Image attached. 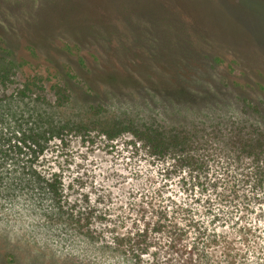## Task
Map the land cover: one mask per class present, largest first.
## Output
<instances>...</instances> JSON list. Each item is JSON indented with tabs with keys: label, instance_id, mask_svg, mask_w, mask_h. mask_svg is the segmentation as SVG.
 Instances as JSON below:
<instances>
[{
	"label": "rangeland",
	"instance_id": "1",
	"mask_svg": "<svg viewBox=\"0 0 264 264\" xmlns=\"http://www.w3.org/2000/svg\"><path fill=\"white\" fill-rule=\"evenodd\" d=\"M94 26L98 32L87 37ZM63 31L86 37L77 44ZM39 32L52 47L31 53L24 44ZM0 34L16 41L17 56L28 63L14 85L6 92L0 88V98L21 88L28 75L48 80L46 89L35 90L29 99L0 102V264H151L147 256L131 258L115 241L143 228L138 199L152 198L159 205L155 190L160 189L171 195L168 204L162 202L174 211L183 205L199 208L176 183L169 190L161 187L168 183L158 173L160 166L126 147L128 136L111 143L95 131L75 133L72 124L115 117L264 130V88L246 91L257 113L242 112L239 95L246 94L238 88L249 80L264 87V0H0ZM127 59L137 60L132 72L147 75L153 69L170 89L158 93L146 83L138 92L117 93L98 85L92 93L85 89L83 77L90 69L97 81L132 84L131 71L124 68ZM61 76L69 95L58 105L50 86ZM95 102L103 103L106 113L92 118L86 111ZM50 128L57 131L45 134L51 139L42 154L28 137ZM54 173L71 204L85 205L88 196L99 209L91 237L59 229L53 217L40 211L36 177ZM239 210L235 218L241 219L232 221L237 225L197 216L219 240L206 249L196 246L197 264H228L227 239L233 241L230 255L236 256L229 264H264V219ZM238 223L247 231L237 232ZM156 236L165 241V235ZM189 238L198 239L194 232Z\"/></svg>",
	"mask_w": 264,
	"mask_h": 264
},
{
	"label": "trees",
	"instance_id": "2",
	"mask_svg": "<svg viewBox=\"0 0 264 264\" xmlns=\"http://www.w3.org/2000/svg\"><path fill=\"white\" fill-rule=\"evenodd\" d=\"M89 21H91L90 18ZM97 32V27H91L86 36L90 37ZM66 35L77 44L84 41L86 37L79 34L74 36L68 32ZM3 36L0 34V88L6 92L10 86L14 85L13 79L18 71L28 63L17 56L16 51L19 46H16V41ZM44 39L46 38L43 33L39 32L34 39L28 38L24 44L25 48L33 53L42 47L45 49L52 47V42L43 41ZM136 62L137 60L132 63V60L127 59L124 63V68L131 71L129 77L133 80L132 84L121 86L104 80L97 81L96 71L90 69L86 77H83L85 89L92 93L95 90L94 87L97 88L98 85L100 88L103 86L117 93H123L127 88L138 92L145 83L151 87V91L158 93L164 94L170 89L168 82H165L161 74H157L153 69L147 75L132 72L131 67L136 65ZM241 71L246 77L247 72ZM46 81H48L47 78L28 75L21 88L14 87L9 96L4 94L3 98H0V102L8 98L29 99L35 90L46 89ZM256 86L264 88L260 82L258 84L251 80L245 81L238 87L247 95L243 97L239 95L243 113L258 112L246 92L248 89L255 90ZM68 88V82L63 76L59 78L57 84L50 86V91L59 102L58 105L67 99ZM86 112L92 118H96L103 116L106 109L103 103L95 102L87 108ZM66 126L63 125L61 129ZM56 129H45L40 132L41 136L31 131L32 136L28 137L31 145L39 148L40 153L43 154V149L47 147L51 139L45 138V134H52L57 131ZM70 129L84 135L95 131L111 143L122 136H128V142L124 143L126 147H130L136 156L140 153L160 166L158 173L166 180V184L168 183L167 185L164 183L161 187L165 186L166 190H169L171 184L176 183L183 194L187 196L192 194L191 198H194L199 205L198 209L183 205L174 211L162 202L167 201L166 204H168L171 195L164 194L160 189L155 190V195L160 198L159 205L155 204L152 198H139L136 212L141 215L142 221L146 220L142 222L143 228L140 229L138 226L135 233L129 232L125 238L115 240L133 259L141 261L143 256H147L150 257L151 264H197L201 257L195 252L198 250L196 246L201 245L206 249L219 242L218 237L211 234L202 221L203 218L197 217L198 215L213 217L214 220L220 221L221 226H224L226 221H235L236 209H241L240 212L257 213L259 219H264V130L258 127L224 122L188 123L176 126L157 119L134 122L131 118L110 117L101 123L72 124ZM34 139L43 141V144L35 143ZM34 153H36L35 150ZM34 176L37 175L34 174ZM36 178L38 182L33 189L34 195L40 200V211L44 215L53 217L59 229L77 231L91 237V229L94 219L97 220L99 209L91 203L90 198L85 197V205L71 204L64 194L63 182L58 174L54 173L47 179L40 176ZM178 215L181 217H177ZM240 219L241 217L236 220ZM232 223L237 225L236 222ZM243 231H247V228L240 225L237 232ZM192 232L198 238L196 241L189 238ZM159 234L165 235V241L157 238L156 235ZM232 244L233 241L228 239L227 242H223L224 250L227 249V254L224 255L227 257L228 264L233 263L232 259L236 258L235 255H230L233 250ZM152 247L160 250L151 252ZM187 247L189 251L183 256L182 249ZM163 250L165 252L161 253ZM177 252L179 254L175 258L174 254Z\"/></svg>",
	"mask_w": 264,
	"mask_h": 264
},
{
	"label": "bare ground",
	"instance_id": "3",
	"mask_svg": "<svg viewBox=\"0 0 264 264\" xmlns=\"http://www.w3.org/2000/svg\"><path fill=\"white\" fill-rule=\"evenodd\" d=\"M159 15H160V13H159ZM161 17H162V15H161ZM166 17V16H165ZM161 20V19H160Z\"/></svg>",
	"mask_w": 264,
	"mask_h": 264
}]
</instances>
